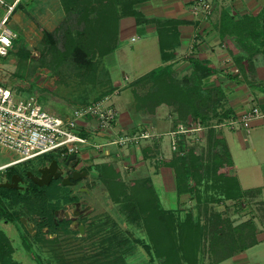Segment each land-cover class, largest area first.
Returning <instances> with one entry per match:
<instances>
[{"label": "rangeland", "instance_id": "374dc122", "mask_svg": "<svg viewBox=\"0 0 264 264\" xmlns=\"http://www.w3.org/2000/svg\"><path fill=\"white\" fill-rule=\"evenodd\" d=\"M18 2L12 15L21 13L24 16L22 23L27 31L23 35L19 29L16 31L8 26L15 33L16 41L6 56H0V83L11 89L17 98L33 96L51 114L64 116L76 104L110 95L119 113L117 129L122 132L137 131L135 124L155 116V112L137 109L134 96L136 92L143 97L152 91L153 85L129 84L144 74L153 62L139 55V40H122L119 48L103 56L101 52L108 47L105 29L101 22H95L91 28L92 36H87L83 42L94 63L92 68L87 69L82 64L74 63L66 48V35L89 32L85 25L77 21L79 5L66 10L62 0H15L14 4ZM121 13L118 16L121 17ZM112 27L116 28L114 25ZM45 31L53 34L52 40H44ZM258 68L260 72H256ZM257 75L264 76L263 54L256 55L253 68L246 71V80L250 78L248 84L255 83L257 79L254 77ZM164 116L167 117V112L163 113ZM220 130L227 133L230 129L224 127ZM234 140L231 164L234 163V172L244 188L253 182L254 177H244V149L237 139ZM163 141L169 145L168 137ZM190 144L195 147L196 153L205 147V142ZM14 158L12 152L0 147V165ZM40 158L19 165H30ZM80 158L86 163L90 174L81 182L90 189V194L84 196L91 206L88 216L82 221L86 225L85 235L78 236L68 225L46 232L47 227L37 223L36 207L32 201L28 204L29 216L26 217L34 223V235L30 233L29 236L15 214L10 220L6 218V214L11 213L7 204L4 207L5 215L0 213V230L11 244V257L16 264H38L26 249L25 242L43 264H104L106 261H109L108 264H161L166 260V255L157 256L148 231L149 221L143 212L151 209L150 201L161 210L178 209L182 218L191 213L194 221L198 218L204 221V209L222 213L234 225L253 218L257 227V243L254 246L216 263L209 253L207 242L201 239L197 263L264 264V201L258 200V197L257 201L255 196L240 200L217 199L213 190L205 191L204 187L197 193L201 197L199 202L194 193L178 196L173 174L171 179L168 175L165 178L159 175L164 161L158 158V152L149 142H141L134 147L85 148ZM151 227H154V223ZM144 245L151 247L150 252Z\"/></svg>", "mask_w": 264, "mask_h": 264}, {"label": "trees", "instance_id": "16d2710c", "mask_svg": "<svg viewBox=\"0 0 264 264\" xmlns=\"http://www.w3.org/2000/svg\"><path fill=\"white\" fill-rule=\"evenodd\" d=\"M117 1L62 0L66 10L80 6L77 21L89 30V32H77L76 35H66L67 52L68 55L72 56L74 63H78L79 66L82 64L87 69L94 66L83 42L87 36L88 38L92 36L91 28L94 27L95 22H101L105 29V43L108 47L101 52L104 56L112 52L118 42L117 34L120 19L118 13L120 11L122 12L121 15L133 16L138 23L146 21L140 11L135 8V4L143 0ZM18 4L19 2L16 6ZM156 23L160 54L165 63L174 56L172 49L177 42V33L174 29L180 21L158 20ZM112 25L116 28L114 29ZM219 33L222 37L226 35L232 37L237 49V52L232 54L233 63L239 74L246 79V71L253 68L254 57L258 54H263L264 57V5L258 13L254 15L244 14L238 19H234L228 11L223 10ZM52 37V33L44 32V40H52ZM15 41L16 39L13 40V42ZM190 63L189 73L181 77L177 76L172 64H164L136 79L132 84L151 83L153 88L143 97L134 92L135 107L147 109L148 112L153 113L157 106L167 104L171 106L178 120L193 117L199 118L204 124L218 123L234 116L235 114L230 108L223 107L226 96L221 87L204 88L203 86V80L214 73L208 62L196 58L190 59ZM50 156L51 154L42 156L40 161L49 160ZM162 164L172 170L175 192L178 196L185 193H194L197 196L201 187H204L205 191L213 190L212 192L217 199L223 200L251 198L258 193V190L242 189L237 177L228 174L227 167L231 165L230 152L224 140L217 136L216 129L213 128L207 131L205 147L201 149L200 153H196L195 147L191 145L185 155L173 154L170 159ZM11 167H15V165L9 166V168ZM55 187L62 186L57 184ZM42 191L40 197L36 194L29 196L27 191L19 193L0 186V213L5 215L4 207L9 204L11 213H7L6 218L10 220L15 214L19 221L23 216L28 219L26 216H29V208L27 207L33 201L37 218L45 221L38 223L39 225L47 227L50 232L68 225L59 224L57 227L51 222L53 209L47 208L48 200L44 198ZM60 191V189H56L58 200L62 196ZM200 199L198 194L196 201L199 202ZM150 203L151 209L148 211L145 209L143 212L147 215V222L149 221L148 231L153 238L157 256L166 255V260L161 264H182L183 262L198 264L197 254L201 239L207 242L209 253L216 263L236 253L243 252L257 243V227L253 218L234 225L232 220L224 217L222 213L208 212L207 209H204V221H200L199 218L194 221L191 213L182 218L178 214V209L161 210L153 202L150 201ZM143 206L145 205L143 204ZM153 223L154 227L152 228L151 224L153 225ZM27 234L31 236L28 231ZM144 246L147 252H150L151 247ZM25 247L38 264H43L27 242H25ZM12 251L9 240L0 230V264H16L11 257ZM94 260L98 262L97 258ZM108 263L109 261H106L104 264Z\"/></svg>", "mask_w": 264, "mask_h": 264}, {"label": "crops", "instance_id": "0c3cea01", "mask_svg": "<svg viewBox=\"0 0 264 264\" xmlns=\"http://www.w3.org/2000/svg\"><path fill=\"white\" fill-rule=\"evenodd\" d=\"M14 1L0 0V25L5 21L7 27L15 28L16 31L19 29L25 35L27 29L22 23L24 16L21 13L12 15L17 7V3L14 4ZM211 1L213 4L212 14L206 19L199 20L192 13L196 0H143L135 4V8L140 11L146 21L138 23L133 16L122 15L118 24V42L114 49L119 48L122 40L130 42L139 40V55L153 61L144 74L158 66L172 64L177 76L181 77L189 73L190 59L198 58L207 61L214 73L203 80V86L204 88L219 86L224 90L226 96L224 108H230L235 115H241L254 106L264 112V76L257 75L254 79L260 80V82L248 84L250 78L248 77V80L243 79L244 77L239 74L233 63L232 54H235L237 49L232 37L228 35L222 37L219 33L223 10L228 11L234 19H238L244 14L254 15L258 13L264 5V0ZM259 1L262 2L256 7ZM158 20L180 21L174 29L177 33V42L172 49L174 56L165 63L162 61L159 48L156 23ZM260 71L261 69L258 68L256 72ZM142 75L130 81L129 84ZM154 112L155 116H151L150 120L135 124L138 129L145 126L150 127L155 132H166L174 129L178 119L171 106L161 104L155 108ZM165 112H167V117H163ZM216 134L226 143L231 157H233L232 142H235L234 139L239 141L240 147L244 149V177H254L253 182L244 188L241 187L237 178L240 187L244 190H258L254 198L258 197V200L264 201V117L254 120L248 130H229L227 133L216 130ZM165 137L167 136L147 141L153 145L154 151L158 152V158L160 157L159 159L163 161H167L173 155L170 150V139L168 145L163 141ZM234 169V163H232L227 167L228 174L236 176ZM159 175L164 176V178L168 175L171 179L172 171L169 167L162 165L159 168Z\"/></svg>", "mask_w": 264, "mask_h": 264}, {"label": "built area", "instance_id": "2783aa9c", "mask_svg": "<svg viewBox=\"0 0 264 264\" xmlns=\"http://www.w3.org/2000/svg\"><path fill=\"white\" fill-rule=\"evenodd\" d=\"M213 11L211 0H196L192 13L196 19L208 18ZM16 38L15 33L0 25V56H6ZM264 117L257 106L241 115H234L221 122L204 124L199 118L188 117L178 120L174 129L155 132L143 127L134 132L117 129L119 113L110 95L97 100L74 105L64 116L48 112L37 98H17L16 94L0 83V147L15 155L0 170L49 154L62 157L80 156L85 148L134 147L141 142L167 136L171 153L185 155L192 143L206 141L207 131L248 130L251 123ZM190 144V145H188Z\"/></svg>", "mask_w": 264, "mask_h": 264}, {"label": "flooded vegetation", "instance_id": "af4514ba", "mask_svg": "<svg viewBox=\"0 0 264 264\" xmlns=\"http://www.w3.org/2000/svg\"><path fill=\"white\" fill-rule=\"evenodd\" d=\"M52 161L56 162L55 173H57L58 177L55 178L52 175L47 185L38 186L29 173L34 177H40V169L50 167ZM0 176L3 177L0 180V185L2 183L14 184V182L12 183V177H15L18 187H5L12 191L15 190L19 193L27 191L29 196H35L34 194H36V196L40 197L43 190V196L48 200L47 208L53 209L51 222L57 227H59V224H68L70 230L76 231L78 236L82 237L85 235L86 225L82 221L88 216L91 206L86 203L84 196L90 194V189L81 182L87 179L90 174L86 163L80 156L75 155V158L69 160L68 156L62 157L54 153L51 154L49 160L40 161L39 159L26 166L15 165V167L11 168L6 167L0 170ZM63 181L66 182L65 185L62 184ZM57 184L62 187H55ZM56 189L61 190L62 196L60 200L57 199ZM26 220L28 224L32 223L29 219ZM41 222L44 223L45 221L38 219L37 223ZM32 224L34 226V223ZM80 225L84 227L83 233L79 231ZM45 231L48 232L49 230L46 228Z\"/></svg>", "mask_w": 264, "mask_h": 264}, {"label": "water", "instance_id": "95a60500", "mask_svg": "<svg viewBox=\"0 0 264 264\" xmlns=\"http://www.w3.org/2000/svg\"><path fill=\"white\" fill-rule=\"evenodd\" d=\"M29 48V47H28ZM75 158V155H69L68 159H73ZM55 167H56V162L52 161L50 163V167H44L42 169H40L41 172V176L40 177H34L32 176L31 173H29L30 177H32L33 181L38 185V186H43V185H47L49 183V180L51 178L52 175H54L55 178L58 177L57 173H55ZM48 173H50L49 175H47ZM76 179V178H75ZM14 182V184H10V183H2L0 186L2 187H14L17 188V180L15 179V177H12V183ZM63 185L66 184L65 181L62 182ZM21 223L26 227L27 231L29 233H31L32 235H34V232H32V228H33V224L27 222V220L24 217H21ZM84 227L83 225H80L79 227V231L80 233H83Z\"/></svg>", "mask_w": 264, "mask_h": 264}]
</instances>
